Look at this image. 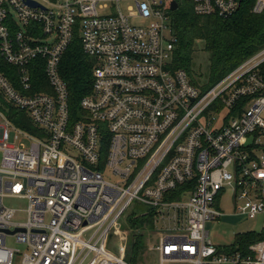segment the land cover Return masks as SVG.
I'll use <instances>...</instances> for the list:
<instances>
[{"label": "built area", "instance_id": "obj_1", "mask_svg": "<svg viewBox=\"0 0 264 264\" xmlns=\"http://www.w3.org/2000/svg\"><path fill=\"white\" fill-rule=\"evenodd\" d=\"M176 1L219 17L242 2ZM172 2L0 0V53L21 85L0 70V264H131L106 241L135 202L153 217L161 264H264V238L226 252L206 227L228 192L241 213L264 214V48L202 90L171 67ZM77 34L96 61L78 117L60 69ZM41 69L50 91L33 90ZM17 196L26 220L4 202Z\"/></svg>", "mask_w": 264, "mask_h": 264}, {"label": "trees", "instance_id": "obj_2", "mask_svg": "<svg viewBox=\"0 0 264 264\" xmlns=\"http://www.w3.org/2000/svg\"><path fill=\"white\" fill-rule=\"evenodd\" d=\"M238 11L229 17L217 15L202 16L196 14L189 3L182 2L177 10L171 13L172 29L176 35L171 67L185 69L194 84L202 90L223 79L227 73L237 68L246 59L264 48V11L252 12L256 0H241ZM208 54V65L202 71L197 65V51L200 48ZM61 75L66 80L70 92L71 110L75 116L81 112L80 100L90 93L93 79L92 73L96 66L95 58L88 56L82 48L80 36L77 34L73 42L67 47L61 62ZM0 70L12 80L18 70L9 65L0 53ZM259 73L264 77V62L259 66ZM33 90L50 91L43 69L34 71ZM17 88L21 89L20 81L13 80ZM1 97V96H0ZM10 117L14 123L24 126L28 130H37V126L18 109H10ZM147 209L137 213L136 210L126 211V221L132 231V239L128 242L126 259L132 264L142 257L147 248L146 232L153 226V217L144 213ZM264 238L262 232L244 231L236 236V243L230 247H221L222 251H247L249 245Z\"/></svg>", "mask_w": 264, "mask_h": 264}, {"label": "rangeland", "instance_id": "obj_3", "mask_svg": "<svg viewBox=\"0 0 264 264\" xmlns=\"http://www.w3.org/2000/svg\"><path fill=\"white\" fill-rule=\"evenodd\" d=\"M134 3L132 2H122L121 7L125 13H128V6H132ZM135 22L142 25H147L149 22L145 19L136 18ZM200 48L197 51V65H199L200 69L203 71L208 65V54L201 49V42H199ZM3 98V97H2ZM26 116V113H23ZM16 133L11 131L10 141L16 142ZM0 163H1V152H0ZM106 178L116 180V176L112 173L111 169L107 167L105 171ZM4 202L9 206L17 209V218L20 220H26V212L25 209L28 206V201L25 198L21 197H7ZM239 201L234 198V196L228 192V194H224L219 203L215 206L223 212V215L219 218L214 219L213 221H209L206 224V227L209 230L210 239L213 243L220 245L222 247H230L231 245L236 243V236L238 233H244V231H254V232H262L264 230V214L260 213L256 217H250L246 213H241V211L237 210V205H239ZM146 209V206L141 203H134L127 210H136L137 213L142 212ZM126 212L123 217L118 221V223L113 227L112 232L109 234V237L106 241V247L116 254L125 255L127 253L128 242L132 239V231L129 229L127 221H126ZM155 227V223L153 222V226L151 229H148L146 234V242L147 248L145 249L142 257H140L135 264H161V260L153 248L154 242L157 241L155 235H153ZM126 258V257H125ZM128 260V259H127ZM129 261V260H128ZM130 262V261H129ZM131 263V262H130ZM132 264V263H131ZM163 264H191L188 261H178V260H170Z\"/></svg>", "mask_w": 264, "mask_h": 264}, {"label": "water", "instance_id": "obj_4", "mask_svg": "<svg viewBox=\"0 0 264 264\" xmlns=\"http://www.w3.org/2000/svg\"><path fill=\"white\" fill-rule=\"evenodd\" d=\"M178 8V2L176 0H173L172 2V9L176 10Z\"/></svg>", "mask_w": 264, "mask_h": 264}, {"label": "crops", "instance_id": "obj_5", "mask_svg": "<svg viewBox=\"0 0 264 264\" xmlns=\"http://www.w3.org/2000/svg\"><path fill=\"white\" fill-rule=\"evenodd\" d=\"M185 261H187V260H185ZM185 261H184V262H185ZM188 262H190V261H188ZM190 263H191V262H190ZM191 264H192V263H191Z\"/></svg>", "mask_w": 264, "mask_h": 264}]
</instances>
